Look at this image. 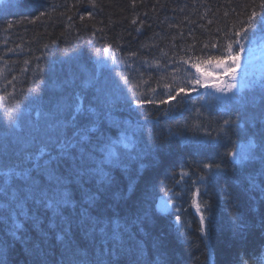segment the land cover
Here are the masks:
<instances>
[{"label":"trees","instance_id":"16d2710c","mask_svg":"<svg viewBox=\"0 0 264 264\" xmlns=\"http://www.w3.org/2000/svg\"><path fill=\"white\" fill-rule=\"evenodd\" d=\"M94 2L0 3V264H255L264 242V84L231 98L212 88L215 96L195 97L196 85L194 98L160 100L185 70L202 77L216 63L209 57L226 61L229 43L235 56L262 34L264 0ZM197 61L206 69L191 68ZM210 159L219 174L189 184L192 165ZM56 177L69 202L54 211L39 200Z\"/></svg>","mask_w":264,"mask_h":264},{"label":"snow or ice","instance_id":"6c2138e0","mask_svg":"<svg viewBox=\"0 0 264 264\" xmlns=\"http://www.w3.org/2000/svg\"><path fill=\"white\" fill-rule=\"evenodd\" d=\"M0 3H3V0H0ZM89 4L92 7L96 6L94 0H89ZM260 6H261V8H264V2H262ZM256 16H257V12L253 11L251 13V16L249 17L250 22L248 24V27H253V25L251 24V20L253 18H255ZM81 19H83V17H81ZM135 22L136 21L133 20V23H135ZM260 24H261V29L264 30V16L261 17ZM243 31H247V28L243 29ZM240 34L241 33H236V35H240ZM233 42L238 43V41H233ZM207 47H208V45H205V48H207ZM227 50L229 52L228 58L232 59L233 63L229 67L224 69L225 73L229 72L233 67L238 66V64H237L238 53H239V51L242 50V48L237 51L235 56L232 53V44L231 43H229L227 45ZM212 59H215L217 64L223 63L222 55L216 56V57H209V60H212ZM201 62L202 61H197V62L192 63L191 68L195 69L196 72H200V63ZM184 63H187V61H184ZM185 71H186L188 78L185 79L184 83H178L175 85V87H173V84L171 82L164 85V87L166 89H168V93H167V99L166 100H164V99L160 100L161 104L166 103V102L171 101V100H175L176 97L181 96L182 94L185 96L190 95V92L192 90H194V87L196 85H199V86H206L207 85L206 79H202L201 76L195 75L191 72H187V70H185ZM125 82L127 83V80H125ZM186 85H192L193 87L192 88H186ZM233 87H234V85H232V84L226 85V88L229 91H231V89ZM220 90L223 91V89H220ZM77 112L78 113L82 112V106L77 107ZM77 119H78V116L73 115V117H72L73 122H75ZM231 124H232L231 120H225L224 121V127H222L220 129V131L224 132L225 136H227V132L225 131V128ZM77 135H80V133H77ZM205 135L211 136V133H205ZM114 155H115V153H109L110 157L114 156ZM228 155L235 157L236 153H235V151L226 152L225 156H228ZM65 163H67V161H65ZM192 166L195 167L198 171L196 173L197 179L189 181V184H191V185H196L199 182H208V181L214 179L215 176L218 175L219 172L222 170L221 165L219 163H217L215 160H211V159L209 161H197ZM5 175H8V174L6 173ZM20 175L26 181L31 179V176H29L25 173H20ZM188 175H189L188 172L181 171L180 181H183V178L185 176H188ZM63 183H64V181L60 177H56L55 178L56 188L54 189V191L51 194H49L48 191L42 190L39 202L44 203L47 208L53 209L54 211L58 210L59 205L67 204L69 202L68 193L66 190H63V191L61 190ZM190 191H191V189H190ZM261 191H264V189H261ZM31 194H32V189L30 188L28 191V194L24 196V199L27 200L31 196ZM192 194H193L192 203L196 206V210L199 212L200 206L196 202L195 197H198L200 195V188L195 187ZM175 195H180V193H175ZM176 211H181V209L178 208V209H176ZM204 219L205 218L202 215L200 217L201 223H203ZM176 220L179 222L181 220V217L177 216Z\"/></svg>","mask_w":264,"mask_h":264},{"label":"rangeland","instance_id":"374dc122","mask_svg":"<svg viewBox=\"0 0 264 264\" xmlns=\"http://www.w3.org/2000/svg\"><path fill=\"white\" fill-rule=\"evenodd\" d=\"M263 32V33H262ZM260 33H252L249 43L242 46V50L238 53V66L233 67L229 72L225 73L224 69L229 67L232 59L223 61L222 64L212 66L205 71L202 79H206L207 85H213L215 90L220 93L223 89V94L227 97L234 96L238 89L247 85L264 84V30ZM200 70H205L206 67H200ZM223 79L224 85L221 84ZM232 84L234 87L231 91L227 90L226 85Z\"/></svg>","mask_w":264,"mask_h":264},{"label":"bare ground","instance_id":"6f19581e","mask_svg":"<svg viewBox=\"0 0 264 264\" xmlns=\"http://www.w3.org/2000/svg\"><path fill=\"white\" fill-rule=\"evenodd\" d=\"M91 40H92V38L90 37L89 38V40H88V42H90L91 43ZM85 45L83 44V42L81 43V45L80 46H78V45H76L72 50H71V52H78V51H80V49H81V47H84ZM86 47L87 48H91V46L86 42ZM235 162H241V163H245V164H247V165H250V162H249V160L248 159H246V158H238V160L237 161H235ZM195 178H197V175L195 176ZM226 178V177H225ZM225 178H223V180H222V184H225L226 182H228ZM230 178H228V180H229ZM159 230L161 229V227L159 226V228H158ZM161 232H164V231H161ZM157 261H160L161 259H162V257H160L159 255H155V257H154Z\"/></svg>","mask_w":264,"mask_h":264}]
</instances>
